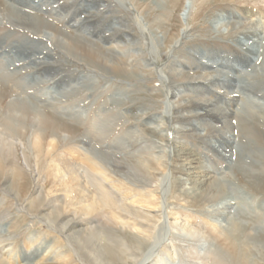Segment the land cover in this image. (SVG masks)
<instances>
[{"label":"rangeland","instance_id":"1","mask_svg":"<svg viewBox=\"0 0 264 264\" xmlns=\"http://www.w3.org/2000/svg\"><path fill=\"white\" fill-rule=\"evenodd\" d=\"M87 1L92 2V5L95 3L98 5V8H94L90 14H85L88 20L102 26L106 22L115 25L114 30L110 32L111 37L106 38L105 41L74 27L78 25L77 22H80L82 16L79 14L72 18L71 6L85 4ZM175 1V6L167 13L168 24L161 34L160 30L149 31L153 21L165 13L156 4L160 3V0H122V3L120 0H43L39 3L40 7L33 10L35 19L45 22L47 24L45 28L53 36L61 43H66L69 48L74 47L72 51H65L58 45L53 46L48 43V48L52 52L51 63L57 67L69 66L66 70L60 67L56 80H66L81 74L91 82L86 85L80 81L84 90L80 94H69L65 97L61 91H70V86L78 87L79 84L77 85L74 79L62 83L60 88L53 89L54 87L45 82L44 78L34 81L29 79L28 71H23L13 80L25 84L27 92L23 95L14 93L7 83H0V259L5 261V264H64L63 261L68 260V256L73 263L65 264H89L75 243L65 238L58 227L39 218L43 207L48 206L49 203L57 202L65 205L73 201L72 196L65 198V186L55 177L56 166L65 170L67 163L64 161L67 155L73 156L76 162L82 164H87L86 155L92 156L103 164L101 166L106 174L116 181V185L122 191H132V194H129L130 198H136V201L143 198L142 194H137L138 197L133 196L137 188L155 191L158 202L160 201L163 208L169 212L168 214L163 210L164 216L172 217L179 214L198 222L205 234L196 238L201 239L200 241L206 245L215 246L216 237L213 235L218 234L222 226L224 230L227 228L225 223L227 219L223 221V217L213 216L218 209L224 208L225 204L241 201L252 208L264 210V178L261 174L264 172L263 126L259 124L254 126V123L237 124L236 117H232L236 122L232 125L234 130L231 133L236 137L235 146H241L242 142L239 139L245 136L248 138L245 141L251 144L253 148L251 151L255 155V159L250 160L246 158L245 151H240V156L238 154L234 163L240 165L243 161L252 168L251 178L253 180L261 178V182L253 183L242 170L237 167L229 169L228 163L212 154L209 149H204L202 143L207 140V144H210L211 138L217 136L218 132L214 134L211 131L208 137L207 132H199L196 135L197 133L192 132L190 126L183 125L186 127L185 133L175 134V131L181 127L179 120L191 117L200 111L197 105L191 104L186 109H181L179 113H175L170 101L173 100L174 95L179 96L178 90L183 91L182 81L169 78L175 62H185L184 68L177 70L191 74L194 79L209 73L197 66L193 68L188 66L192 64L190 54L194 53V50H198V53L200 51L235 57L232 39H224L218 33H212L217 25L224 26V23H214L215 17L233 15L236 17L234 20L236 23L230 25L234 29L239 27V31H244L243 29L250 27L254 22L245 20V16L250 13H254L263 21L264 3L260 0H195L189 16L183 17L184 7L190 0ZM0 3L7 4L10 8L16 6L13 0H0ZM3 8L0 6L1 11L4 10ZM258 19L256 18L255 21ZM6 24L7 21H2L0 29ZM142 24H146V31L143 30ZM171 25L173 28L169 29ZM230 25L222 30L226 32ZM15 30L16 27H7L8 33H15ZM24 30H18L19 35L13 41L24 38ZM184 31L187 33L186 39L181 40L177 46L184 51L177 53L178 48L169 51L168 43L171 42L172 37H177ZM27 34L33 39L30 33ZM77 36L83 40L82 45L73 44L72 38ZM233 36L243 37L237 33ZM262 37L264 38V34ZM2 38L4 33H0V39ZM187 40L195 44L185 45L184 42ZM97 57H100V60ZM202 61L209 62L206 58ZM115 65H118V71L113 69ZM252 66L254 67L255 63ZM151 70L154 73L150 72ZM250 71L240 67V73L251 74ZM3 72L1 71V77ZM259 82V86L264 91V76ZM248 84L252 85V80ZM212 89L215 91L213 95L207 94L205 98L219 97V92L221 95L226 94L225 89L221 90L219 87ZM262 96V93L258 97L252 94L246 95L245 98H249L253 109H263ZM116 98L124 104L119 107L112 104V100ZM13 104L22 110H11ZM219 104L224 107L223 102ZM46 105L49 107L46 108ZM241 106L240 102H236L227 107L238 110ZM137 114L141 116L139 120L135 119ZM262 114L260 110L257 115L263 117ZM52 116H56L55 119L61 122L60 128L44 127V119ZM115 118L120 121L113 122ZM153 118L158 120L163 131L177 137L196 154L204 156L203 161L206 166L204 170L213 168L218 170L217 174L212 175L205 188L215 184L216 189L219 190L214 191L212 196L218 195L222 190L225 191L223 199L219 198L217 202L211 203L208 198L212 196L209 195L197 205L179 199V185L186 177L177 174L180 172V167L175 163L171 147H164L162 154L154 152L152 142L147 139L149 132L146 130V123ZM211 120V126L221 129L222 125L217 124V119ZM195 124L196 122H193V125ZM101 131H107L108 134H102ZM249 131H252V135ZM35 135L44 138L39 152L33 146ZM52 136L56 138V147L49 153L48 142ZM259 136L262 139L259 140ZM39 190L43 191V201L45 200L42 201V209L38 208L41 206L39 201L33 206L29 203L30 197ZM74 211L75 209H70L67 216H73ZM77 215L86 219L83 212ZM96 216L92 214L89 219H94ZM228 218L233 219V215H229ZM250 231L247 229L244 232L242 241L248 237ZM162 232L166 235V228ZM218 235L221 236V232ZM171 245L174 246L173 262L167 257L165 247L160 250V260L166 264H210L211 262L206 247H189L188 244L177 240ZM33 254H38L39 261L34 260Z\"/></svg>","mask_w":264,"mask_h":264},{"label":"bare ground","instance_id":"2","mask_svg":"<svg viewBox=\"0 0 264 264\" xmlns=\"http://www.w3.org/2000/svg\"><path fill=\"white\" fill-rule=\"evenodd\" d=\"M260 1L264 3V0ZM13 2L16 5L12 6L13 8H10L7 4L0 3L1 8L4 7L3 11L0 9V23L7 21V24L0 29V33H4V38L0 39V75L1 71H4L2 77L0 76V83H7V86L14 93L23 95L27 92L25 84L21 81L14 82L13 80L21 72L28 71L29 79L35 81L42 77L45 82L54 87L53 89L60 88L62 83L70 82L71 79H74L77 85L79 84L78 87L70 86V91L63 90L61 93L64 97L69 94H80L84 90L81 88L82 84H80V81H83L86 85L91 82L84 75H76L66 80H56L60 67L66 70L69 66L62 67L63 65H60V67H57L51 63L52 52L48 48V43L53 46L58 45L65 51H72L74 47L69 48L66 43H61L45 28L47 26L45 22L35 19L34 14H32L33 10L38 9L40 7L39 3L43 2V0H13ZM120 2L122 3V0ZM175 2V0H160V3H156L159 9L165 11V13L153 21L149 31L154 30L156 32L160 30L161 34L163 29L165 30L168 24L166 20L167 13L175 6ZM194 3L195 0H190L186 4L183 17L189 16L191 6ZM71 7H73L72 18L79 14L82 16L81 20L79 19L80 22H77L78 25L74 26L76 29L86 34L96 35L97 38L103 39V41L111 37L110 32L114 30L115 25L106 22L102 26V24L88 20L85 15L90 14L94 8H98L96 3L92 5V2L87 1L85 4ZM6 12L7 14H5ZM235 18L233 15H217L214 23H224V26L219 27L217 25L212 30V33H218L224 39H232V43L235 46L233 48L236 54L235 57H229L224 54L202 53L200 51L198 53V50H194V53L190 54L192 64H188V66L190 68L197 66L199 69L209 71L208 74L199 75L195 79L191 77V74H186L183 70H177V68L183 69V66L186 65L185 62H175V65L170 70L169 78L182 81L181 90L183 89V91H177L179 96L174 95L170 105L176 114L191 104L197 105L200 111V113H196L191 117L179 120L181 127L175 131L176 135L185 133L186 127L183 125L190 126L191 131L197 133L196 135L199 132H207L206 136L208 137L211 133L215 134V132H218L217 136L211 138L210 144H207V140L202 143L204 149H209L212 154L217 155V157L228 163L227 167L229 169H236L237 167L246 174L251 182L259 183L261 178L260 180L251 178L253 174L252 168L246 162L242 161L240 165L234 163L240 151L246 152V158L255 159V155L251 151L253 150L251 144L245 141L248 138L245 136L241 137L239 140L242 144L238 147L235 146L236 137L234 134L231 135V133L234 130L232 125L236 124L232 120L233 116L236 117L237 124L254 123V126L259 124L264 128V116L260 117L257 115L260 110L263 113L262 115H264V108L253 109L254 107L250 103L249 98H245L246 95L252 94L258 97L262 93L261 99H264V91L259 86V81L264 76V38L262 37V34H264V17L262 18L263 21H261L254 13L245 16V20H253L254 22L250 27L242 28L244 31H239V27L234 29L230 25L236 23L234 21ZM256 18L258 19L257 21H255ZM228 25L230 26L227 31H223L222 29H226ZM9 26L16 27L15 33L7 32V27ZM141 26L146 31V24ZM172 28L173 26L171 25L169 29ZM20 29H25L24 38L19 39V41H13L19 35L17 31ZM27 33H30L33 39L30 36L28 37ZM235 33L241 34L243 37H234ZM62 35L65 34L62 33ZM186 36L187 33L184 31L180 32L177 37H172L171 42L168 43L169 51L177 49L180 41L186 39ZM72 41L73 44L77 45L79 43V45H82L83 40L77 36L72 38ZM13 42L16 44H13ZM124 42L126 43V40ZM189 43L195 44L191 40L190 42L188 40L184 42L185 45H189ZM179 48L177 53H182L184 50ZM204 58L209 62L202 61ZM93 59L96 60L94 56ZM97 59L100 60V57H97ZM254 63L255 66L253 67ZM240 67H244L247 71L250 69L251 74L240 73ZM113 69L118 71V65H115ZM150 72L154 73L152 70ZM250 80L253 82L252 85L248 84ZM212 87H219L221 90L225 89L226 94L221 95L220 92L219 94L216 92L219 97L205 98L207 94L210 95L215 92ZM220 102H223L224 107L219 104ZM236 102L242 104L238 110L227 107L232 106ZM112 104L119 107L124 102L122 104L120 99L116 98L112 100ZM12 106L11 110H22L17 105L13 104ZM46 106V108L49 107V105ZM55 117L45 118L44 127L60 128L62 126L61 122ZM140 117V114H137L135 119L137 120ZM212 118L217 119V124L222 125L221 129H216L210 125ZM116 121L119 122L120 119L115 118L113 122ZM149 121V123H146V130L149 132L147 139L152 142L154 152L162 154L164 147H171L175 163L180 167V172H177V174L186 177L179 185V199H183L188 204L197 205L209 195L212 196L214 191L219 190L218 188L216 189L215 184L205 188L212 175L217 174L218 170L216 168L204 170L206 167L203 161L204 156L196 154L192 148L182 143L177 137L163 131L158 120L153 118ZM193 122H196V124L193 125ZM101 133L108 134L107 131H101ZM249 133L252 135V131H249ZM229 135L231 136L229 137ZM258 139L262 138L259 136ZM55 140V136H52L48 142L50 150H47L49 153L53 152L54 147H56ZM43 141V137L35 135L33 146L36 151L39 152L41 150ZM72 157L66 156V161L64 162L67 163V166L64 171L60 166H56L57 174L55 177L65 186V198L72 196L73 201L65 205L57 204V202L49 203L48 206L43 207L39 218L43 221H49L58 227L65 238L75 243L89 264H166L163 260H160V250L165 247L167 257L173 262L174 246L171 244L174 240L186 243L189 247H206V253L211 256L210 264H264V210L252 208L241 201L225 204L224 208L218 209L213 216L223 217V221L227 219V222H225L227 223V228L225 230L222 228L223 226L220 228L221 236L218 235L220 232L213 235V237H216L217 246L216 244L215 246L206 245L200 241L201 239L197 240L196 238L201 234H205L203 227L198 222L179 214L172 217L169 215L164 216L163 210L165 212H168V210L163 208L160 201L158 202L155 191L137 188L136 194L133 196L138 197L137 194H142L143 198H139L136 201V198H130L129 194H132V191H122L116 185V181L106 174L101 166L102 163L92 156H85L87 164L78 163ZM13 172L15 173V171ZM261 174L264 178V172H261ZM224 196L225 191L220 190L218 195L208 199L212 203V201L217 202L219 198L223 199ZM43 198V191H37L29 199L30 206L39 201L41 206L38 208L42 209V204L45 201H43ZM70 209H75V211L73 216L68 217L67 214H69ZM80 212H83V216L86 219L77 215ZM92 214L97 216L94 219H89ZM229 215H233V219L228 218ZM164 228L167 230L166 235L165 232H162ZM247 229L251 231L248 237L242 241L244 232ZM168 231L170 232L168 233ZM240 234L242 235L240 236ZM38 254H33L34 260L38 259ZM60 258L63 259L62 257ZM55 261L57 260L55 259ZM66 262L73 263L69 256L68 260L63 261L64 264ZM0 264H5V261L0 259Z\"/></svg>","mask_w":264,"mask_h":264}]
</instances>
